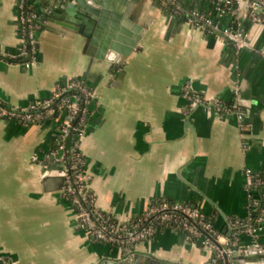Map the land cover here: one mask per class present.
<instances>
[{
  "label": "crops",
  "instance_id": "0c3cea01",
  "mask_svg": "<svg viewBox=\"0 0 264 264\" xmlns=\"http://www.w3.org/2000/svg\"><path fill=\"white\" fill-rule=\"evenodd\" d=\"M34 1L39 9L53 5L38 33L36 62L0 57V101L23 108L50 96L59 82L78 78L91 85L96 97L79 147L95 205L128 221L159 199L189 202L213 215L223 232L235 227L233 219L246 218V170L264 174V57L254 49L264 44V25L244 7L238 15L232 7L220 14L211 0H183L184 12L208 16L211 24L203 28L162 0H137L145 31L116 63L87 53L88 38L64 24L61 0ZM19 3L0 0L1 54L23 47ZM234 24L254 48L237 50L225 38L222 30ZM186 83L201 98L192 106ZM60 121L0 117V256L8 264H93L104 255L122 256L119 247L75 225L53 155ZM253 192L260 198L264 188ZM259 240L264 245V229ZM134 249L158 264H207L213 256L172 225ZM258 253L236 261L264 264Z\"/></svg>",
  "mask_w": 264,
  "mask_h": 264
},
{
  "label": "built area",
  "instance_id": "2783aa9c",
  "mask_svg": "<svg viewBox=\"0 0 264 264\" xmlns=\"http://www.w3.org/2000/svg\"><path fill=\"white\" fill-rule=\"evenodd\" d=\"M29 1L31 0H20L19 3L23 47L18 53L9 55L23 57L15 62H23L27 66L36 62L38 33L45 20V13L50 12L53 6L50 4L42 9L39 7L28 9ZM162 1L166 9L172 13H184L189 20L203 28L211 24L204 13L195 9L184 12L183 0ZM213 3L220 14L232 7L235 15H238L239 8L244 7L253 22L264 25V0H213ZM222 31L235 49L254 48L251 39L238 25L227 26ZM254 49L264 57V44ZM1 55L0 57L4 58L7 54ZM68 90L72 91L66 92ZM184 94L190 99L191 106L201 100L188 83L184 85ZM94 97L96 93L91 85L82 79L71 78L57 83L50 96L34 99L23 108H12L0 101V117H16L28 122L41 121L54 115L61 117L53 155L54 160L61 164V171L64 174L63 192L75 207L77 227L86 229L95 239L119 247L124 257L134 254L136 243L152 239L161 227L167 225L185 230L191 240L211 249L213 256L207 264H238L234 257L236 254L247 253L251 249H260L264 252V245L259 240L264 229V195L262 199L253 196V190L264 188V177L251 168L246 170V188L251 193L249 214L244 220L233 219L235 227L230 235L217 228L205 213L189 202L159 199L128 221H122L112 212L96 206L95 195L89 187V176L85 171V157L79 147V140L85 131L88 118V103ZM56 100L57 104L53 107ZM56 110L58 113L54 114ZM259 203H262L261 213L252 218L251 210ZM242 223H246V226L244 229H238ZM242 235H249L251 241L241 242Z\"/></svg>",
  "mask_w": 264,
  "mask_h": 264
},
{
  "label": "water",
  "instance_id": "95a60500",
  "mask_svg": "<svg viewBox=\"0 0 264 264\" xmlns=\"http://www.w3.org/2000/svg\"><path fill=\"white\" fill-rule=\"evenodd\" d=\"M136 2L137 0H61L58 6L63 9L60 15L66 19L64 24L88 38L87 53L122 63L135 49L145 31L143 22L135 15ZM187 122L189 123L188 120ZM217 207L220 208L218 205ZM233 228L224 231L230 235ZM254 253H258V257L264 260V253L260 249H251L234 257L251 258ZM158 260L149 252L134 249V254L130 257L104 255L93 264H158ZM162 261L163 264L168 262L165 259ZM0 264H8L2 256Z\"/></svg>",
  "mask_w": 264,
  "mask_h": 264
},
{
  "label": "trees",
  "instance_id": "16d2710c",
  "mask_svg": "<svg viewBox=\"0 0 264 264\" xmlns=\"http://www.w3.org/2000/svg\"><path fill=\"white\" fill-rule=\"evenodd\" d=\"M211 1L213 2V0H211ZM27 7H28V9H38V6L36 5L34 0L29 1V3H27ZM42 27H43V24H41V28ZM0 56H2V55L0 54ZM4 58L7 60H10V61H16V60L20 61L21 59H23V57H11L9 55L4 56ZM70 91H72V90H68L66 92H70ZM2 104L7 105L3 102H2ZM56 104H57V100L53 103V107L56 106ZM57 113H58V111L56 110L54 114H57ZM55 147H56V145H55ZM258 174L260 176L264 177V174H262V173H258ZM263 195H264L263 193L260 195V199H262ZM261 208H262V203H259L256 205V207L254 209L251 210L252 218L257 217L261 213ZM206 215L214 222V216L213 215H208V214H206ZM244 219L245 218H243L242 220H244ZM245 226H246V223H242L237 228L238 229H244Z\"/></svg>",
  "mask_w": 264,
  "mask_h": 264
}]
</instances>
